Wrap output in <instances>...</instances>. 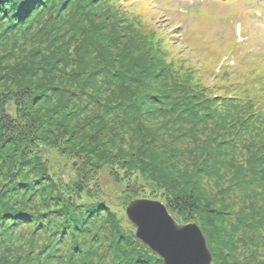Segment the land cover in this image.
I'll return each mask as SVG.
<instances>
[{
    "label": "trees",
    "instance_id": "trees-1",
    "mask_svg": "<svg viewBox=\"0 0 264 264\" xmlns=\"http://www.w3.org/2000/svg\"><path fill=\"white\" fill-rule=\"evenodd\" d=\"M146 3L0 0V264H164L137 198L264 264V71L205 84Z\"/></svg>",
    "mask_w": 264,
    "mask_h": 264
},
{
    "label": "rangeland",
    "instance_id": "rangeland-1",
    "mask_svg": "<svg viewBox=\"0 0 264 264\" xmlns=\"http://www.w3.org/2000/svg\"><path fill=\"white\" fill-rule=\"evenodd\" d=\"M145 1L146 10L157 13L153 22L169 30L172 44L178 45L175 50L195 62L205 84L215 77L214 85L222 87L223 73L228 83L251 70L264 71V0ZM119 203L112 200L115 210L126 216Z\"/></svg>",
    "mask_w": 264,
    "mask_h": 264
},
{
    "label": "water",
    "instance_id": "water-1",
    "mask_svg": "<svg viewBox=\"0 0 264 264\" xmlns=\"http://www.w3.org/2000/svg\"><path fill=\"white\" fill-rule=\"evenodd\" d=\"M137 227L138 241L164 260V264H213L212 253L195 222L179 223L160 200H132L126 209Z\"/></svg>",
    "mask_w": 264,
    "mask_h": 264
}]
</instances>
